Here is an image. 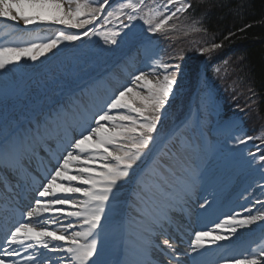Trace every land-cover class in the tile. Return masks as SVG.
Wrapping results in <instances>:
<instances>
[{
  "label": "snow or ice",
  "instance_id": "1",
  "mask_svg": "<svg viewBox=\"0 0 264 264\" xmlns=\"http://www.w3.org/2000/svg\"><path fill=\"white\" fill-rule=\"evenodd\" d=\"M192 7L191 0H163L155 7L149 6L146 0H122L114 8L110 0H0V18L5 21H22L24 26H61L54 30V36L39 42L31 38V33H25L16 37L22 41L20 44L0 46V71H8L9 65L19 64L24 58L35 62L63 42L81 40L90 32L104 35L107 44L118 45L120 30L97 33L95 28H87L101 17L111 23L124 16L129 23L121 21L119 27L130 30L131 22L139 16L148 26V33L166 35L176 27L169 22L178 20ZM192 24L194 31H206L200 21ZM85 28L82 33L69 31ZM219 47L220 44L213 43L199 51L204 54ZM181 74L180 64L155 60L152 71H138L131 77L130 86L114 92L86 118L78 136H73L61 154L54 156L56 163L45 181L35 184L33 206L5 233L4 246H0V264H99L94 257L99 254L98 237L103 220L118 200L123 184L136 174L138 162H146L151 156L164 117L179 95ZM253 139L237 136L234 144L243 145ZM169 143L170 148L165 145L171 153L169 159L153 157L145 171L136 177L137 195L142 202L153 200L157 194L166 195L171 201L173 193L168 189L177 185L188 197L201 182L199 172L180 159V154L192 145L183 144L179 136L169 138ZM27 153L24 138L5 140L0 143V166L20 171ZM248 155L252 158L249 167L258 162L264 179V154L249 152ZM169 176L174 178L175 185L169 183ZM258 187L264 191V184ZM255 204L261 208L254 213L245 209L247 215L234 213L215 226L223 232L197 231L190 251L199 255L198 250H206V245L222 248V242L237 237L241 230H252V226L260 229L264 241V200L257 199ZM206 206H210L207 199L200 204L201 208ZM157 221L162 226L163 221L156 217L153 227ZM161 245L167 264H180L170 239L164 238ZM18 249L28 253L22 260L15 259L21 257ZM223 264H264V243L242 258L224 259Z\"/></svg>",
  "mask_w": 264,
  "mask_h": 264
},
{
  "label": "rangeland",
  "instance_id": "2",
  "mask_svg": "<svg viewBox=\"0 0 264 264\" xmlns=\"http://www.w3.org/2000/svg\"><path fill=\"white\" fill-rule=\"evenodd\" d=\"M162 2L163 0H155V4H153V0H146V3L151 7H155L156 4ZM145 12H147V9H145ZM143 14L140 13L139 15L143 16ZM123 17L120 20H112L111 23L106 22L102 29L95 28L97 33L120 30L121 36L117 37L120 41L118 45L107 44L104 35L90 32L87 39L75 41L65 47L60 55L45 68L19 84L12 85L15 75L10 71H0V91L2 94L0 107L17 108L8 119L12 118L16 122H21L25 115L38 117L49 111L54 105L66 103V99L81 98L84 101V97L90 96L89 93L93 89L100 88L90 96L92 98L89 103L93 104L96 95L100 97L102 91H104L101 87L104 80L107 79L113 82V91L116 92L122 89L123 86H130L131 77L138 71H152L153 62L157 60L156 53L150 47L153 34L147 32L148 26L144 24L143 19L139 16L131 22L130 30L120 28ZM123 22L129 23L127 19ZM49 26L54 30L61 27L57 25ZM44 29L45 26L42 25L37 27L24 26L22 21L19 23L2 21L0 22V46L20 44L22 41L16 39V37L25 33H31V38L37 39L38 42L45 40L48 35H43ZM125 32H127V35L123 34ZM126 56L128 58L124 60ZM22 60L19 62L21 66ZM12 66L14 67V64ZM158 71L162 72L161 69H158ZM119 74L122 77L118 79ZM22 93L27 97L26 100H22V96L20 98ZM74 94H77L78 97L73 96ZM108 97V95H105L104 101ZM129 102H132L130 98ZM2 115L1 108L0 118H2ZM42 125L40 124V127ZM8 126L13 128L14 124L10 123ZM209 126L208 132H206L209 139H205L197 130L194 133H189L187 137L182 138L180 136L183 144L192 145L186 152L180 154V159L189 167H194L201 176V182L196 185L193 193L185 197L182 187L177 185L168 189L169 192L173 193L171 201L166 195L157 194L153 200L145 202L143 211L138 209L135 211L133 206L132 219L136 222L131 221V227L133 228L131 233L143 243L141 252L143 254L153 252L165 264H167V257L158 248V245L159 247L162 246L161 242L164 238H169L172 242L170 233L172 234L173 230L170 227V222L178 224L181 228V237L184 234L189 235V232L193 230L191 227L193 222L187 218L184 208L190 207L193 203L195 205L193 211L197 216L204 209L211 212H220V216L213 221L210 229L223 231L215 226L234 213L247 215L245 209H251L254 213L261 208L259 204L254 205V201L257 199L264 200V191L258 187L259 184H264L259 163H253L250 168L249 162L252 158L250 156L244 157L245 155L240 153L243 145L238 150L233 149L232 144L237 135L236 133L230 134L229 127L218 128L214 131L211 123ZM5 137L2 129L0 138L5 139ZM166 144L168 148L171 147L169 142L159 144L154 150V157L159 155L165 160L169 159L171 153L165 152L167 149ZM197 145L198 148H196ZM150 162L151 160L146 162L141 172L145 171ZM168 181L175 185L173 177L169 176ZM133 183L137 188L136 179ZM136 195L137 191L133 198L134 201L139 199ZM205 199L210 202V206L201 208L200 204ZM112 207L108 211L107 218L104 219L110 221L106 222L105 227H112L113 230H116L113 234L117 233V236H119L121 230L118 228V223L121 215H118ZM156 217L163 221L162 226L157 221L156 226L153 227V220ZM150 229H155L158 235L157 238H154V241L150 240ZM244 238L235 246H229L227 252L231 256L241 253L239 258H242L264 243L260 229L251 238ZM98 242H103V238H100ZM106 255L108 253L99 250L98 256L94 258H105ZM132 264L141 263L132 261Z\"/></svg>",
  "mask_w": 264,
  "mask_h": 264
},
{
  "label": "trees",
  "instance_id": "3",
  "mask_svg": "<svg viewBox=\"0 0 264 264\" xmlns=\"http://www.w3.org/2000/svg\"><path fill=\"white\" fill-rule=\"evenodd\" d=\"M120 2L110 0L113 8ZM191 3L193 7L187 14L169 22L175 24V29L153 36L152 47L158 60L180 64L182 69L179 95L164 117L153 150L167 135L186 128L188 120L199 117L207 128L211 123L214 129L231 121L232 133L254 138L245 144L247 155L264 154V0ZM100 19L105 24L103 17ZM100 19L96 21L99 24ZM197 20L206 31L193 30L192 22ZM213 43L221 47L200 53V48ZM56 52L53 49L35 62L26 58L25 70L33 69Z\"/></svg>",
  "mask_w": 264,
  "mask_h": 264
},
{
  "label": "bare ground",
  "instance_id": "4",
  "mask_svg": "<svg viewBox=\"0 0 264 264\" xmlns=\"http://www.w3.org/2000/svg\"><path fill=\"white\" fill-rule=\"evenodd\" d=\"M5 21L0 18V22ZM86 104V111L84 115L78 114L77 109L82 108ZM89 103H81L74 101L73 104H67L64 107L56 105L52 111L48 114H42L41 120L43 127L41 130L35 125L36 118H30L28 122L20 127L18 132L8 137L12 139L15 137H23L26 141L27 146L32 142L34 145L28 148L27 156L25 157L26 163L30 164L36 172H26L22 177L26 180L19 179L18 182L5 178L3 173L0 171V201L4 204L5 214H9L10 218H7V226H11L19 220L23 219V216L19 214V208L27 210L28 207L33 206L32 202L35 197V184L38 182L45 181V177L48 171L56 163L54 156L60 155L65 144L68 140V136H78L80 131V123L84 121L96 108L89 106ZM88 107V108H87ZM15 107L7 108L4 113V118L1 126H7L9 119L7 115L14 113ZM31 127V130L28 127ZM67 127V128H66ZM4 142V141H3ZM65 143V144H64ZM41 155V157H39ZM27 164V165H28ZM10 169L12 173H18L17 170ZM30 169V168H28ZM32 174H36V178H32ZM33 195V199L28 198ZM23 206V207H22ZM27 206V207H25ZM195 205L192 203L190 207L184 208V212L188 219L192 220L191 227L193 230L189 232V235L185 234L181 237V228L178 224L170 222L172 231L171 239L175 245L177 254L179 255L180 264H223L224 259L239 258L241 253L231 256L227 250L229 246H235L240 241L244 240V237L251 238L252 234L255 233L259 228L252 226V230H241L237 237L230 238L228 241L222 242L223 247L217 248L216 245H206L205 249L198 250L201 254L192 253L190 246L192 241L195 239V233L197 231H208L211 230L210 226L213 221L220 216V212H211L210 210H203L199 216L193 211ZM4 226V225H2ZM106 230H111L106 228ZM215 233L223 232L219 230H212ZM155 229H150L149 237L152 239L157 238ZM103 242H98V249L108 253L105 258H95L99 261V264L109 263L111 258L116 256V253L120 252V245L122 235H102ZM177 240V241H176ZM186 241H189L186 243ZM13 247H16L15 245ZM21 251V257H17V260H22L25 253L23 249ZM126 258L130 261L139 262L141 264H161V261L153 252L150 254H143L138 252L130 244L126 245ZM55 258V256H53Z\"/></svg>",
  "mask_w": 264,
  "mask_h": 264
}]
</instances>
